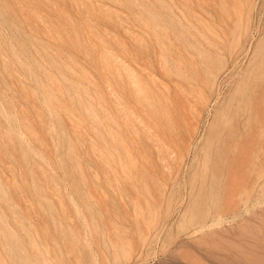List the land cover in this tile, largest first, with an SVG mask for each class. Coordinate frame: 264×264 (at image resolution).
Masks as SVG:
<instances>
[{"label":"rangeland","instance_id":"obj_1","mask_svg":"<svg viewBox=\"0 0 264 264\" xmlns=\"http://www.w3.org/2000/svg\"><path fill=\"white\" fill-rule=\"evenodd\" d=\"M0 264H264V0H0Z\"/></svg>","mask_w":264,"mask_h":264}]
</instances>
